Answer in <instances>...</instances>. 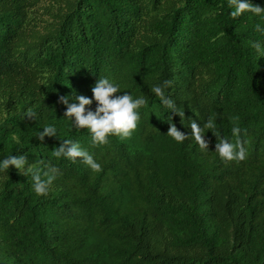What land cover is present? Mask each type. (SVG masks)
Here are the masks:
<instances>
[{
    "label": "trees",
    "instance_id": "obj_1",
    "mask_svg": "<svg viewBox=\"0 0 264 264\" xmlns=\"http://www.w3.org/2000/svg\"><path fill=\"white\" fill-rule=\"evenodd\" d=\"M230 12L226 0H0V158L26 155L41 179L58 169L42 195L30 172L0 171V264H264V56L250 44L264 18ZM100 77L146 103L131 136L93 145L59 97H91ZM165 79L182 118L150 91ZM209 117L243 160H221L207 128L209 150L167 136L170 119L190 136ZM49 124L56 135L38 140ZM65 139L100 171L54 157Z\"/></svg>",
    "mask_w": 264,
    "mask_h": 264
},
{
    "label": "clouds",
    "instance_id": "obj_2",
    "mask_svg": "<svg viewBox=\"0 0 264 264\" xmlns=\"http://www.w3.org/2000/svg\"><path fill=\"white\" fill-rule=\"evenodd\" d=\"M226 7L231 8V12L228 15L233 19L243 16L245 13L258 19L264 18V6L253 4L251 0H226ZM255 31L264 36V25L256 23ZM250 44L257 58L264 56V39L252 40ZM170 84L171 81L165 79L151 83L148 86L151 93L159 97V102L163 107L182 118L184 117V110L178 108L175 101L164 94V89ZM120 87L119 84L112 82L107 77H100L96 79L91 87V97L85 95L59 97V102L66 105L64 117L71 121V125L76 130H86L93 145L106 143L109 136L129 137L137 128L138 121L141 118V112L138 109L146 103V97L143 94L133 97L128 91H119ZM93 102H95L94 110L91 107H86L91 106ZM27 115H33L31 109L27 110ZM188 126L191 129L190 136L178 130L170 119L167 136L177 143L191 137L200 150H209L208 143L203 136V129L207 128L212 131L215 127V120L209 117L204 121L203 126L198 125L195 121H190ZM239 131L240 129L237 126L231 128L233 136H237ZM213 134L216 136L214 152L221 160L238 161L244 159L245 149L239 140L233 143L223 138V136L218 137L215 132ZM54 135H56V128L54 125L49 124L38 132L36 138L43 141L45 136L51 137ZM52 155L56 158L63 156L70 160L80 157L82 162L91 170L100 171L101 169V164L86 149L81 148L78 143L68 139H65L60 146L54 148ZM27 163L26 155L18 154L13 156L9 154L0 158V171L8 170L11 165L18 171L23 170V173L30 172L32 190L37 195L45 194L47 185L56 178L58 169L55 166L50 167L44 173L46 178L41 179L40 170L33 168L32 164H28L25 169Z\"/></svg>",
    "mask_w": 264,
    "mask_h": 264
}]
</instances>
